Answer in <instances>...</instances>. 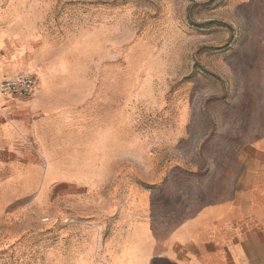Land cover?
Returning a JSON list of instances; mask_svg holds the SVG:
<instances>
[{
    "label": "rangeland",
    "instance_id": "rangeland-1",
    "mask_svg": "<svg viewBox=\"0 0 264 264\" xmlns=\"http://www.w3.org/2000/svg\"><path fill=\"white\" fill-rule=\"evenodd\" d=\"M25 53L0 82L50 69L89 147H0V264H169L155 239L264 126V0H0V61Z\"/></svg>",
    "mask_w": 264,
    "mask_h": 264
},
{
    "label": "crops",
    "instance_id": "crops-1",
    "mask_svg": "<svg viewBox=\"0 0 264 264\" xmlns=\"http://www.w3.org/2000/svg\"><path fill=\"white\" fill-rule=\"evenodd\" d=\"M25 55H9L0 61V79L15 74ZM36 70L40 83L31 96L0 98V147H14L18 156H34L26 145L32 142L38 157H48L49 136L64 131L72 133L68 140L72 154L86 153L89 146L81 123L71 122L70 129L64 124L66 117L80 114L82 109L70 100L67 106H56L62 98L53 93L61 88L47 85L50 69L37 65ZM233 152L217 161L211 175L208 192L219 197L199 205L170 227L167 240L155 239L150 247L155 260L169 264H264V126ZM222 162L225 165L219 164Z\"/></svg>",
    "mask_w": 264,
    "mask_h": 264
},
{
    "label": "built area",
    "instance_id": "built-area-1",
    "mask_svg": "<svg viewBox=\"0 0 264 264\" xmlns=\"http://www.w3.org/2000/svg\"><path fill=\"white\" fill-rule=\"evenodd\" d=\"M39 80L34 75H21L0 82V98L29 97L37 88Z\"/></svg>",
    "mask_w": 264,
    "mask_h": 264
},
{
    "label": "bare ground",
    "instance_id": "bare-ground-1",
    "mask_svg": "<svg viewBox=\"0 0 264 264\" xmlns=\"http://www.w3.org/2000/svg\"><path fill=\"white\" fill-rule=\"evenodd\" d=\"M29 69V68H28Z\"/></svg>",
    "mask_w": 264,
    "mask_h": 264
}]
</instances>
